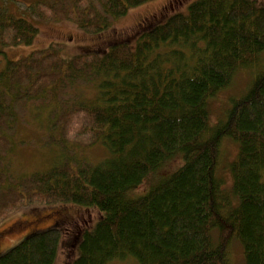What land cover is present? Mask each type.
<instances>
[{"label": "trees", "instance_id": "obj_1", "mask_svg": "<svg viewBox=\"0 0 264 264\" xmlns=\"http://www.w3.org/2000/svg\"><path fill=\"white\" fill-rule=\"evenodd\" d=\"M148 1L33 0L21 15L0 6V54L32 43L35 21L101 33ZM62 49L50 42L0 70V221L24 205L96 208L101 216L82 231L71 264H231L232 239L244 264H264V5L194 0L140 23L132 40L68 59ZM241 67L253 68L250 80L211 123L208 100ZM26 109L45 115V142L58 151L44 168L17 174L11 159ZM226 137L237 143L229 189L217 173ZM70 145L106 154L93 161ZM174 155L176 168L129 197ZM61 234L57 224L29 233L0 264H53Z\"/></svg>", "mask_w": 264, "mask_h": 264}, {"label": "rangeland", "instance_id": "obj_2", "mask_svg": "<svg viewBox=\"0 0 264 264\" xmlns=\"http://www.w3.org/2000/svg\"><path fill=\"white\" fill-rule=\"evenodd\" d=\"M194 0H150L144 4L128 9L124 16L115 18L111 26L101 33H88L78 29L73 23L65 20L35 21L38 33L32 43L17 45L4 50L0 54V70L6 60L18 59L29 54L32 50L45 48L50 42L63 44L62 57L68 59L85 49H101L117 39L136 35L140 23L150 20L163 21L175 12H185L190 2ZM256 4L264 5V0H253ZM33 0H0V6L6 7L11 13L21 15L26 5ZM261 62H264V51L260 53ZM253 73V68H238L231 84L218 91L208 100L209 121L215 122L220 118L227 106L229 98L239 95L244 89ZM89 92V90H88ZM90 94V93H89ZM45 115L36 114L32 109L23 111L18 124V137L24 142L17 145L11 159V171L22 173L30 170L42 169L51 163L57 156L58 146L45 142ZM57 148V149H56ZM71 151H77L90 160L97 161L103 158L106 150L101 145L90 147H75L70 145ZM237 153V143L230 138H223L220 143V159L217 173L223 181V186L229 189L232 177L229 169L230 162ZM180 156L174 155L163 163L154 173L150 174L133 191L129 197H137L146 193L157 178L171 172L180 162ZM99 211L94 207L79 206L75 204H46L24 205L0 221V254L17 244L25 235L44 230L57 224L62 229L58 251L53 264H71L77 254L80 235L84 229L91 228L100 218ZM231 264H244L242 248L239 242L232 239L229 246ZM110 264H135L130 259L114 260Z\"/></svg>", "mask_w": 264, "mask_h": 264}]
</instances>
